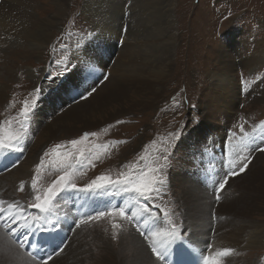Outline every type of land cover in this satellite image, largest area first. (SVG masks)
<instances>
[{"label": "rangeland", "instance_id": "rangeland-1", "mask_svg": "<svg viewBox=\"0 0 264 264\" xmlns=\"http://www.w3.org/2000/svg\"><path fill=\"white\" fill-rule=\"evenodd\" d=\"M178 1L181 2L180 4L183 3L181 11L179 9L175 11L176 14L178 13L180 35L173 50L169 76L166 77L162 85L159 97L151 93L139 96L131 93L133 96L130 94L122 102L121 100L119 102L112 101L103 107L102 111L100 108H95L90 111V115L83 117L84 119H81L80 123L71 120L62 123V125L71 128L73 131L71 135L57 132L59 137L50 140L47 136L48 132L43 129L54 120L56 115L65 111L66 106L71 102L88 99L89 96L86 99H81V93L87 95L86 90L90 91L91 88H95L96 91L92 94L94 96L106 81L101 82L103 70H108L107 73L110 75L109 68L116 60V53L126 49L124 37H120L119 42L113 43L111 57L114 62L110 64L113 61L111 59L107 64H103L95 83L78 91L65 82L66 87L59 91L64 81L61 80L75 69L74 47L79 43H84L86 38H90L92 34L89 24L93 19H88L83 14L84 0H71L69 13L61 12L60 17L62 18H58V25L61 29L55 31L50 46L45 49L42 55L43 58H34L23 47L20 48L23 53H19V55L28 63L26 70L21 69L17 72L15 83L8 82L0 70V82H5L8 85L4 99L0 103V121L11 120L10 127L15 131L18 126L17 121L23 119L20 111L24 101L28 100L31 103L35 99L28 119L27 135L22 145L24 150L16 152L19 164L32 152L36 156L35 162L32 165L30 178L19 181L16 179L4 180L1 183L2 189L13 191L10 197H15L20 202L23 200L27 204L34 199L35 195L31 189L33 176L37 179V190L43 193L59 175H62L63 172L58 166L53 167L49 163L51 160L59 159L56 156L57 151L63 154L66 152L76 153L78 149H83L85 155L95 164L92 167L87 165V160H85L86 167L78 165L75 168L73 182L78 187L87 185L100 175L116 179L121 174L131 176L137 169L145 168L146 165L151 167L159 165L163 168L158 178L164 181V185L154 203L159 204L170 213L168 219L179 226L184 237L191 238L192 234L189 231L191 227L185 221L184 203L185 199H188L185 192L192 186V183L198 184V180L202 179L201 182H204V185H207V191L209 190L207 198L219 203L227 197L241 195L243 189L248 188V178L257 173V168L263 171L260 178H264V157L258 160L255 170L251 168L252 160L261 153L254 149L257 146L264 147V131L260 127L261 121H264V61H259L258 57L264 54V0ZM30 6L34 11H37L38 8H44V11L47 7L51 8L48 3L41 0H30ZM125 15L129 18L130 10L126 9ZM128 23L124 22L123 32L127 34V28H129L130 36H134L137 27L128 25ZM219 51H224L225 57H222ZM247 58L249 59L247 60ZM51 60L52 73L49 72L42 79ZM241 60L244 61L241 62ZM226 62L229 64L228 70L234 64L232 66L236 79V86L233 89L236 92L235 95H232L230 90L225 92L227 95L223 93L222 89L217 90L211 79L214 72L222 71V65ZM22 64L23 61L20 62V65ZM27 67L31 69L29 70ZM109 87L110 89L115 88V85L111 84ZM36 89L39 91L37 92ZM155 97H157V102L153 105L154 107L152 106L148 110L140 107L148 106L152 103L150 99ZM229 103L232 104V108L228 106ZM117 121H121V123H117ZM241 125H243L244 132L250 134L255 128V134L252 136L254 142L249 145L251 158L248 168L244 172H249V177L247 176L248 178L241 181L240 185H243V188L233 185L225 188L220 200L217 201L213 191L215 185L212 180L222 179L229 170V161L234 159V145L243 135L240 131ZM5 126L9 127L7 123ZM85 132H95L97 135L88 137L78 145L67 143L79 139ZM170 133L173 135H169ZM117 141L122 142L116 143ZM105 144L108 145L107 148L104 147ZM57 145L61 147L57 149ZM165 148H167L166 153L164 152ZM89 149L92 150L91 154ZM45 153L48 155L45 156ZM96 154H99L98 160L95 159ZM163 155H167V161L161 159ZM242 155L247 156L249 153L244 152ZM42 157L44 165L37 168L41 164ZM10 160L14 162L12 157L0 159V176L13 169ZM5 166L10 168L2 173L3 168H7ZM21 181L25 182L23 191L19 190ZM255 186H261L259 191L252 187L251 193H246L254 201L250 207V209H254L252 212L256 211L252 213L253 216L257 215L259 208H264V183H256ZM74 194L76 195V192L68 191L71 199H74ZM86 194L78 192L80 198L76 196L72 205L64 198L63 193L53 202L51 219L56 225V230L60 231L58 236L64 238L66 244L69 243L76 231L79 238L74 243V248L81 251L92 250L91 239L95 234H97L98 240H102L104 237L108 240L115 233L117 238L111 237V240L120 239L121 244L127 245L132 237L130 232L133 231L145 241L137 231L135 223H129L126 218L119 216L104 217L99 221L90 222L87 226L81 225L77 228L74 221L80 219L85 213L95 215L93 209L104 210V205L110 202L101 194H94V196ZM82 200L83 203L80 204ZM22 202L21 204H23ZM121 203L110 202L112 206ZM64 214H66L64 219L59 222V216ZM128 214L130 215V213ZM211 217L212 223H216L215 209ZM234 217L232 216V218ZM259 217L261 216H257V218ZM220 218L222 219V216ZM67 221L70 224L65 227ZM114 222L120 224L121 227L113 229L112 223ZM162 226H167L166 220ZM212 234L211 239L204 240L209 243L208 245H211L206 253L209 255L222 249L219 246H214V233ZM56 241H58L57 237H53L48 242L52 247L45 249L46 252H51L55 247L53 243ZM145 246L148 247L146 241ZM61 248L64 249V247ZM148 250H150L149 247ZM57 252L60 253L59 249ZM191 253V244L183 240L182 243L174 245L169 264H176L175 260H182L185 257L191 258ZM236 255L239 256V259L241 258L239 263L237 261L233 263L226 257L221 258V264H243L246 262L248 264V261L253 264H264V246H258V244L241 248L236 252ZM194 256L193 254V258ZM193 258L190 260L193 261ZM190 260H187L185 264H190ZM200 264H203V256Z\"/></svg>", "mask_w": 264, "mask_h": 264}, {"label": "bare ground", "instance_id": "bare-ground-1", "mask_svg": "<svg viewBox=\"0 0 264 264\" xmlns=\"http://www.w3.org/2000/svg\"><path fill=\"white\" fill-rule=\"evenodd\" d=\"M41 1L48 3L52 9L47 7L46 11L44 8H38L37 11H34L31 9L30 0H1L0 2V70L10 83L16 82L17 72L21 69L26 70L28 63L19 55V53H23L20 48L23 47L34 58H43L42 55L45 49L50 46L55 31L61 29L58 25L61 12L68 14L70 11L71 0ZM180 3L178 0H84L83 14L88 19H93V21L91 20L92 23L89 24L92 34L90 38H86L84 43H79L74 47L75 69L63 81L59 91L66 87L65 82L78 91L95 83L103 64L113 60L111 57L113 43L119 42L120 37H124L126 49L116 53L115 62L114 60L110 62V64L114 62L111 68L108 66L110 75L107 73L108 70H103L101 82L105 81L103 79L105 76L107 79L94 96L91 95L86 100L71 102L66 106L65 111L56 115L54 120L46 125L43 131L48 132L47 136L50 140L59 137L57 132L64 135L73 134L71 128L62 125V123L69 120L80 123V120L90 115V111L95 108H100L102 111V108L112 101L119 102L121 100L122 102L131 93L139 96L146 93L158 95L162 92V85L170 73L173 50L180 35L178 13L175 12L177 9L183 8V3ZM126 9L130 10L129 18L125 15ZM126 21L129 22L128 25L137 27L134 36H130L129 28H127V34L123 32V25ZM137 29L139 30L137 31ZM219 52L222 57H225L224 51ZM258 57L259 61H264V54ZM14 58L17 59L14 60ZM226 59L228 58L226 57ZM22 61L23 64L20 65ZM86 61L93 63L96 69L94 75L87 76L84 69ZM7 63L8 65L5 66ZM232 65L234 66V64ZM232 65L228 70L229 64L226 62L222 65V71L212 72L211 79L214 88L222 89L224 94L230 90L232 95H235L236 92L233 90L235 85L231 81L234 72ZM86 76L87 78H85ZM111 84H114L115 88L110 89ZM7 86V83L0 82V103L4 99ZM131 96L133 95L131 94ZM157 97L150 99L152 103L148 106L140 107L148 110L157 102ZM228 106L231 107L232 104L229 103ZM32 153L11 171L0 176V199L8 202L14 200L15 197H10L13 191L2 189L1 183L4 180L27 179L31 175L30 172L36 157ZM263 157L264 153H259L254 157L251 162L252 170H255L258 160ZM256 171L257 173L251 177H249L248 172L230 178L226 188L232 185L243 188L244 186L240 185L241 181L249 177L248 188H244L241 195L232 198L231 196L227 197L219 203L207 198L209 197V190L207 191V185L201 182L202 179L198 180V184H191L192 186L185 192L188 199H185L184 204L186 208L185 221L191 227L189 231L192 235L191 238L183 237L184 241L191 244L192 256L191 258L185 257L182 260H175L176 264H185L187 260L193 258V254L195 256L193 261L190 260V264H200L202 256H206L209 251V243L204 242V240L211 239L212 233H214L215 239L214 246L235 250L227 257L233 263L235 261L240 262L241 258L239 259L236 252L240 251L241 248H248L254 244L264 246V208H259L257 215L253 216L252 213L256 211L252 212L254 209L252 210L250 207L254 201L252 197L246 195V193H251L252 187L259 191L261 186L256 187V183H264V178H260L263 171L260 168H257ZM82 203L83 200L80 204ZM214 209L217 215L216 223L211 221ZM208 210L210 211L208 212ZM232 216L235 217L232 218ZM257 216L261 217L257 218ZM69 224V221L65 222V227ZM130 235L132 237L128 244L123 245L120 239L111 240V236L108 240L105 237L98 240L97 234H95L91 239L92 250L81 251L74 248V243L79 238L76 231L63 251L58 255H53V259L48 264H157L155 257L145 246V241L133 231L130 232ZM0 264H32L31 258L18 248L1 227ZM248 264L253 263L248 261Z\"/></svg>", "mask_w": 264, "mask_h": 264}, {"label": "snow or ice", "instance_id": "snow-or-ice-1", "mask_svg": "<svg viewBox=\"0 0 264 264\" xmlns=\"http://www.w3.org/2000/svg\"><path fill=\"white\" fill-rule=\"evenodd\" d=\"M84 69L87 76L94 75L96 71L91 61L85 62ZM104 79L106 80L107 76ZM36 91L38 92L39 89H36ZM95 91V88H91L90 91L86 90L87 95L81 93L80 98L86 99ZM34 103L35 99L31 103L28 100L24 101L23 108L20 111L23 119L17 121L18 126L15 131L10 127L12 124L11 120L7 122L0 121V157L10 158L16 152H23L22 145L27 135L28 119ZM6 123L9 127L5 126ZM117 123H121V121H117ZM260 127L264 131V121H261ZM240 131L243 135L234 145V159L229 161V170L224 174L222 179L212 180V183L215 185L213 191L217 201L220 200L229 179L244 173L249 165L251 158L249 145L254 142L252 136L255 134V128L253 129V133L250 134L244 132L243 125H241ZM96 135L95 132H85L79 139H74L67 143L78 145L88 137H95ZM169 135L173 134L170 133ZM121 142L117 141L116 143ZM60 147V145L56 146L57 149ZM104 147L107 148L108 145L105 144ZM254 150L264 153V147L257 146ZM88 151L91 154L92 150L89 149ZM164 152H167V148L164 149ZM244 152H248L249 155H242ZM47 155L48 153H45V156ZM56 156L59 159L51 160L49 163L53 167L58 166L63 174L59 175L43 193L37 190V179L33 176L31 189L35 195L31 202L21 204L19 201L13 200L9 203L4 199H0V227L6 229L13 238L18 237L16 239L18 248L25 250L27 257L31 258L32 264H48L53 259L54 254H59L57 249L60 252L63 251V248H60V245L56 244L51 252H46L39 243L33 244L30 237L35 235L36 232L47 233L55 228V224L51 219L53 215V202L61 193L67 191L81 193L103 191L110 195L121 196L123 199L120 205L112 206L109 202V204L104 205V210L93 209L92 211H94L95 215L85 213L80 219L74 221L76 227L79 228L81 225L87 226L90 222L99 221L104 217L119 216L126 218L129 223H135L137 231L147 242L150 253L155 257L157 264H169L170 258L173 255L174 245L182 243L184 237L181 234L179 226L171 219H168L170 213L165 211L159 204L154 203V200L158 198L160 189L164 185V181L158 178L163 166L151 167L146 165L145 168L137 169L135 174L131 176L121 174L116 179L107 175H100L87 185L78 187L73 182V171L78 165L80 167H86L87 165L94 167L93 161L85 155L83 149H78L76 153L66 152L62 154L57 151ZM99 158V154H96L95 159L98 160ZM161 159L167 161L168 157L167 155H163ZM85 160H87V165L84 164ZM18 164L19 159L14 158V162H11V167L15 168ZM43 165L44 159L42 157L41 164L37 168ZM24 188L25 182L21 181L19 190L23 191ZM110 189L111 192H109ZM32 209L37 210V213H33ZM165 220L167 221V226H162ZM120 227V224L112 223L113 229ZM112 238H117L115 233ZM208 247L211 248V245ZM28 249H34L35 252ZM234 251L232 248H222L214 254L203 256V264H221V258L228 257Z\"/></svg>", "mask_w": 264, "mask_h": 264}, {"label": "crops", "instance_id": "crops-1", "mask_svg": "<svg viewBox=\"0 0 264 264\" xmlns=\"http://www.w3.org/2000/svg\"><path fill=\"white\" fill-rule=\"evenodd\" d=\"M249 58H247V60H248ZM246 60V59H245ZM252 61L254 60V59H251ZM242 61H244V60H241V62ZM246 66H247V63L245 64ZM254 67V66H253ZM232 82H233V84L235 83V86H236V79H235V76H234V72H233V77H232V80H231Z\"/></svg>", "mask_w": 264, "mask_h": 264}, {"label": "clouds", "instance_id": "clouds-1", "mask_svg": "<svg viewBox=\"0 0 264 264\" xmlns=\"http://www.w3.org/2000/svg\"><path fill=\"white\" fill-rule=\"evenodd\" d=\"M5 232V231H4ZM23 252V251H22Z\"/></svg>", "mask_w": 264, "mask_h": 264}]
</instances>
